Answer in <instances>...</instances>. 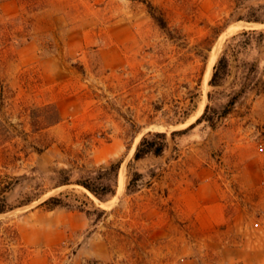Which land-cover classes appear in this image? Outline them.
<instances>
[{
  "label": "rangeland",
  "instance_id": "obj_1",
  "mask_svg": "<svg viewBox=\"0 0 264 264\" xmlns=\"http://www.w3.org/2000/svg\"><path fill=\"white\" fill-rule=\"evenodd\" d=\"M253 16L264 20V0H0V184L14 185L0 221L20 237L0 244V264H264V93L249 92L215 131L196 124L227 102L243 62H258L264 81V40L229 48L264 31ZM225 51L232 75L214 89ZM159 131L166 153L135 162ZM78 156L89 168L122 161L106 203L58 188L56 171ZM61 194L104 214L39 208Z\"/></svg>",
  "mask_w": 264,
  "mask_h": 264
},
{
  "label": "trees",
  "instance_id": "obj_2",
  "mask_svg": "<svg viewBox=\"0 0 264 264\" xmlns=\"http://www.w3.org/2000/svg\"><path fill=\"white\" fill-rule=\"evenodd\" d=\"M146 4L148 11L154 21L162 28L167 29L168 23L165 16L158 11V9L151 3ZM257 11V9H253ZM249 24L264 25V20L261 17L253 16L247 21ZM238 36L245 38L244 40H238ZM254 38H259V45L264 40V31L249 30L243 31L233 38L234 44L229 47L232 50V55L235 56V52L248 49L254 42ZM229 52L225 51L218 59L214 69L212 78L210 80V86L214 89H218L224 86V83L232 75V60L229 57ZM259 63L258 62H243L240 67L237 86H235L228 96V100L225 103H221L218 106L209 104L202 117L197 121V125L207 123L212 130H217L224 122V120L236 109L239 102L249 93L254 92L256 95L264 93V81L259 79L258 76ZM3 87H0V91H3ZM212 96H210L211 102ZM56 118L52 122L57 124L61 120L60 112L55 108ZM194 127V125L192 126ZM180 132H175L172 137H175ZM169 136L166 132H149L147 133L137 145L134 153V161L140 162L149 157H162L169 149ZM41 151V150H40ZM42 152V151H41ZM82 161V156L76 157L70 161L72 167L70 169H60L56 173L59 177L58 188L66 187L70 185H77L84 188L87 192L91 193L99 201L106 203L108 198L116 195V184L119 177V172L122 167V161L117 163H111L109 165H103L100 167L89 168L87 164ZM74 171L80 172V179L73 182ZM130 181L128 184V191L130 193H136L138 191L139 182L143 179V175L139 172H134L130 175ZM13 184H0V215H6L14 210L6 198V194L13 190ZM42 197H39L40 200ZM34 201H29L20 207L29 206ZM39 208L47 211H54L57 209H64L68 211H80L85 213L89 218L96 217L100 219L104 214L103 210H87L84 206H76L71 202L66 201L63 198V194L60 196H54L43 201ZM3 223L0 221V244L2 245H14L20 242L19 233L16 229L4 228Z\"/></svg>",
  "mask_w": 264,
  "mask_h": 264
}]
</instances>
